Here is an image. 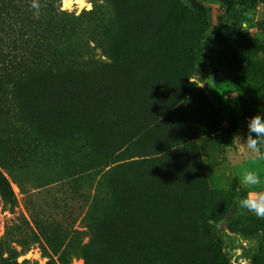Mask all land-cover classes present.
I'll return each mask as SVG.
<instances>
[{
  "label": "trees",
  "instance_id": "1",
  "mask_svg": "<svg viewBox=\"0 0 264 264\" xmlns=\"http://www.w3.org/2000/svg\"><path fill=\"white\" fill-rule=\"evenodd\" d=\"M31 1L17 0L16 4L15 0H0V164L5 159L2 150L9 144H17L19 153L21 135L51 147L81 143L98 167H107L145 132L157 142L150 149H155L157 156L145 160L142 157L148 155L140 154L141 161L125 165L120 174L112 173V180H108L110 193L102 194L104 206H96V197L86 213V243H78L75 231L35 220L39 234L52 248L59 247L57 242L62 239L68 240L62 256L81 258L83 264H224L220 255L212 257L206 251L164 252L155 245L158 233L153 225L154 214L141 206H146V202H141L144 198L150 204L158 202L163 195L160 187L180 185L178 178L190 174L195 160L187 153L196 147L195 140L218 134L224 147L232 146L231 129L221 126L219 111L189 81L200 64V56L187 44H198L209 26L207 2L217 3L222 15H230L236 7L247 12L264 0H185L184 4L175 2L160 17L151 13L147 19L138 14L133 20L124 18L128 11L126 3L117 1V6L116 2L105 0L109 7L99 8L105 12L108 23L109 17L116 16L121 28L127 25L130 30V25L144 28L156 24L157 36L147 38L142 48L149 49L156 62L155 71L151 68L147 78L142 76L146 69L128 73L116 65L81 61L77 50L71 49V36L66 35L75 33L77 24L55 12L48 1ZM33 2L39 5L38 14L34 13ZM187 13L198 14L200 19L196 32L182 35L176 26ZM143 19H147L146 25ZM84 31L95 47L107 56L112 55L109 29L100 30L94 21ZM181 40L185 47L177 49L175 44ZM157 43L162 48L151 51ZM230 47L237 60L264 53V43L258 44L249 37L232 39ZM238 71L248 80V111L264 115V61L257 59L253 64L240 66ZM171 75L174 92L165 101L148 98L145 89L149 80H165ZM129 191L133 194L132 204L122 207L118 199L129 201ZM0 198L12 212L15 196L2 174ZM172 212H179L181 217L191 214L190 209ZM189 243L195 247L199 241ZM253 263L264 264V256L258 253Z\"/></svg>",
  "mask_w": 264,
  "mask_h": 264
},
{
  "label": "rangeland",
  "instance_id": "2",
  "mask_svg": "<svg viewBox=\"0 0 264 264\" xmlns=\"http://www.w3.org/2000/svg\"><path fill=\"white\" fill-rule=\"evenodd\" d=\"M47 1L55 12L77 24L75 33L67 32L66 35L71 36V49L77 50L81 61L116 65L127 69L128 73L146 69L143 78L149 77L151 68L154 70L156 62L150 56V50L142 48L147 38L157 36L156 24L144 28L130 25L133 29L130 30L127 25L121 28L120 18L116 16L109 17L108 23L105 12L99 8L109 7L105 0H83L86 5L71 0L68 6L64 0ZM111 1L117 6V1L126 3L128 11L124 18L127 20L135 19L138 14L147 19L151 13L160 17L175 2L185 3V0ZM15 2L17 4V0ZM206 6L209 26L198 44H187L183 40L200 56V64L194 68L189 81L194 88H200L219 111L221 126L231 129L233 144L224 147L218 134L195 140L196 147L187 153L195 160L190 174L178 178L180 185L174 183L160 187L163 195L159 196L158 202L150 204L151 201L144 198L141 203L146 202V206H141L150 208L154 214L153 225L157 226L158 233L155 245L164 252L206 251L212 257L220 255L224 264H254L253 258L258 253L264 256V219L241 208L240 200L247 195L248 189L241 183L240 174L256 159L243 142L248 135V121L260 114L247 109L248 80L238 68L253 64L257 59L264 61V53L259 52L248 60H237L230 42L249 37L258 44L264 43V2L247 12L236 7L230 15H222L217 3L207 2ZM147 19H143L145 25ZM199 19L200 15L187 13L176 29L182 35L188 31L196 32ZM94 21L100 30H110L108 46L112 48L111 56L95 47L85 34L84 27ZM156 45L151 51L162 48L160 43ZM175 47L182 49L185 45L181 40ZM173 80L174 75L165 80H149L145 89L149 92L148 98L165 101L176 89ZM168 89L171 90L167 93ZM19 137L18 154L17 144H9L2 150L5 159L0 164V174L9 181L16 203L11 212L0 198V264H83L81 258L68 254L62 256L68 240L57 242L59 247L56 248L47 244L39 234L35 220L75 231L78 243H86L89 237L86 213L96 197V206H104L102 194L110 193L108 180H112V173L120 174L129 163L157 156L155 149L150 151L157 142L145 132L118 153L107 167H98L96 159L81 143L51 147L32 142L23 135ZM140 154L148 156L141 158L138 157ZM257 162L264 167V161ZM127 193L131 195L129 201L118 199L122 207L132 204V191ZM124 202L129 204L124 205ZM176 208L190 209L191 214L181 217L179 212H172ZM192 240H198L199 244L191 247L189 242Z\"/></svg>",
  "mask_w": 264,
  "mask_h": 264
},
{
  "label": "clouds",
  "instance_id": "3",
  "mask_svg": "<svg viewBox=\"0 0 264 264\" xmlns=\"http://www.w3.org/2000/svg\"><path fill=\"white\" fill-rule=\"evenodd\" d=\"M32 8L39 11L35 2ZM256 158L253 163L241 170V183L248 189L247 195L240 200V206L264 219V167L257 161H264V115H256L248 121V135L243 142Z\"/></svg>",
  "mask_w": 264,
  "mask_h": 264
},
{
  "label": "bare ground",
  "instance_id": "4",
  "mask_svg": "<svg viewBox=\"0 0 264 264\" xmlns=\"http://www.w3.org/2000/svg\"><path fill=\"white\" fill-rule=\"evenodd\" d=\"M70 2H71V0H64V4H65L66 6L70 5V4H71ZM75 3L82 4V5H86L85 2H84L83 0H76Z\"/></svg>",
  "mask_w": 264,
  "mask_h": 264
}]
</instances>
